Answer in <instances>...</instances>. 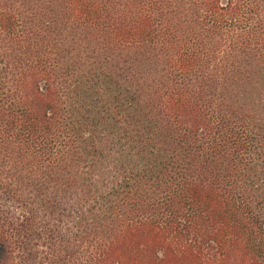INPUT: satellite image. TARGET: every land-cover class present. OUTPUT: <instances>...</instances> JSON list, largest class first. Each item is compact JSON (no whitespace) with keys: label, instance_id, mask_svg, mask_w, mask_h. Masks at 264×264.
<instances>
[{"label":"trees","instance_id":"obj_1","mask_svg":"<svg viewBox=\"0 0 264 264\" xmlns=\"http://www.w3.org/2000/svg\"><path fill=\"white\" fill-rule=\"evenodd\" d=\"M1 222L0 264H264V0H0Z\"/></svg>","mask_w":264,"mask_h":264},{"label":"rangeland","instance_id":"obj_2","mask_svg":"<svg viewBox=\"0 0 264 264\" xmlns=\"http://www.w3.org/2000/svg\"><path fill=\"white\" fill-rule=\"evenodd\" d=\"M1 204H3V201H1ZM12 207V209H10V204H7L6 203V208H9V210L10 211H8V210H6V208L4 209V211L5 212H7L8 214H7V216L6 217H8L9 218V220L11 221V214L9 213V212H12L11 210H16V214H17V216L20 218V216H21V214H22V211H21V209L18 207V205H13V206H11ZM1 211L3 212V210L1 209ZM40 219L41 220H43V218H42V216H40ZM20 221H21V219H20ZM1 228H3V230H7L8 232L10 231V227L8 226V225H6V224H4L3 222H1L0 223V229ZM46 228V227H45ZM44 230V228L42 227V229L40 230V231H43ZM8 234V233H7ZM45 251H46V249H42V248H39V250H38V257L40 258V257H42L44 254L43 253H45ZM41 252H42V254H41ZM40 254V255H39ZM16 259H17V263H18V256H16ZM76 264H79V263H76Z\"/></svg>","mask_w":264,"mask_h":264}]
</instances>
